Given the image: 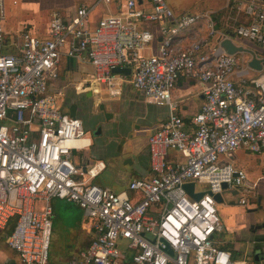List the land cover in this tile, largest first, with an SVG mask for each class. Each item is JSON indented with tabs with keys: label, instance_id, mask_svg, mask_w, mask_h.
Here are the masks:
<instances>
[{
	"label": "built area",
	"instance_id": "1",
	"mask_svg": "<svg viewBox=\"0 0 264 264\" xmlns=\"http://www.w3.org/2000/svg\"><path fill=\"white\" fill-rule=\"evenodd\" d=\"M102 4L114 11L99 12L92 26ZM226 9L228 31H220L214 13H175L167 0H96L70 18L55 10L49 37L26 31L12 53L5 51L0 0V229L14 221L6 241L23 264L49 263L54 198L75 203L91 222V242L66 264H258L234 257L215 238L223 225L214 195L225 183L240 189L247 182L224 156L264 153V70L249 67L246 52L221 45L234 32L264 47V0H227ZM202 24L206 33L197 28ZM62 57L89 61L94 81L110 90L128 77L114 70L129 68L133 88L172 110L148 138L150 177L115 192L92 182L103 161H73L92 140L50 89ZM180 73L204 86L190 127L173 112ZM170 150L184 160H169ZM191 182L199 199L184 187ZM196 184L208 187L197 192Z\"/></svg>",
	"mask_w": 264,
	"mask_h": 264
},
{
	"label": "crops",
	"instance_id": "2",
	"mask_svg": "<svg viewBox=\"0 0 264 264\" xmlns=\"http://www.w3.org/2000/svg\"><path fill=\"white\" fill-rule=\"evenodd\" d=\"M210 1V4L196 13L212 12L215 14L226 10L227 0ZM95 2L96 0H4L5 51L18 53L22 34L26 31L35 37L48 38L51 14L55 10L60 11L65 18H70L82 4L92 5ZM112 8L111 5L104 4L97 7L91 17L92 26L100 17L99 12L108 14L114 11ZM183 12L192 13L191 11L178 13ZM218 27L220 31H228V27L226 30L220 28L219 25ZM197 28L200 33L207 32L204 24ZM235 37L232 38L234 43L240 46L235 42ZM183 41L187 42V39ZM216 41L217 39L213 43ZM257 50L261 53H257L258 56L264 58V47H259ZM93 76L94 68L89 61L62 57L58 79L53 81L50 89L56 94L64 112L69 113L70 106L76 103L78 106L76 116L83 120L88 133H95L91 138L90 148L94 146V143L96 144L97 147L93 148L97 151L98 159L96 161L88 159L85 162L81 155L80 161L74 162L78 166L89 167L97 161H103L105 168L93 178L92 182L111 191L120 192L127 189L131 180L148 178L152 175L148 138L168 118L172 110L167 105L159 106L146 99L133 88L129 75L121 86L113 90L94 81ZM172 96L176 104L173 112L182 116L186 125L190 127L192 118L201 110L204 102L203 84L195 77L180 73ZM101 104L105 105V110L99 108ZM84 151L75 153L80 155L77 152L83 153ZM241 152L244 157L243 163L234 166L246 172L247 182L240 189L229 186L228 189L223 190L224 201L225 199L230 201L228 206L221 210L223 230L220 232V237L216 234L215 238L220 241L221 247L230 250L236 258L239 255L236 251H240L242 243L249 242L248 254H253V247L260 249V259L256 262L264 264V228L253 229V226L264 222V216L257 219L255 215V212H258L257 207L264 212V153L256 154L241 149L238 154ZM179 153L169 151L168 159L184 160L182 153ZM233 158L234 156L231 157ZM104 172H108L107 179L100 178ZM242 198L247 199L246 205L240 203ZM59 200L61 199L52 200V236L48 264H66L73 255L89 245L93 236L91 222L84 216L86 224L82 226V229L84 228L86 232L82 235V240L78 239L79 244L75 247L67 242L56 245V225L58 226L59 222L55 223L53 219L56 207L58 212L62 209L58 205ZM249 202L252 204L249 205ZM77 230L68 226L63 232L72 241ZM7 235L6 229H0V264H23L17 252L8 246Z\"/></svg>",
	"mask_w": 264,
	"mask_h": 264
},
{
	"label": "rangeland",
	"instance_id": "3",
	"mask_svg": "<svg viewBox=\"0 0 264 264\" xmlns=\"http://www.w3.org/2000/svg\"><path fill=\"white\" fill-rule=\"evenodd\" d=\"M168 3L170 4V6L173 8V10L175 12H181V11H191L192 13H196L199 12L201 10V8H205L207 6V4H210L211 1L209 2V0H167ZM216 38L213 39V41H215ZM235 42L240 45L243 46L246 49H251L253 51H256L258 54H261L260 51H258L257 49L259 48L257 45H255L252 42H249L239 36H236L234 38ZM250 55L248 53H246V57H249ZM264 70V69H263ZM96 96V95H95ZM95 133L94 132H87V136H90L91 138L93 137ZM94 148H96V144L94 143ZM90 148L88 150H85L83 153L82 152H77L80 155L76 154L73 156V161L79 162L81 159V155L83 157V161H87L88 159L90 161H96V159H98V156L96 154V149L94 148ZM243 150H247V149H243ZM170 151H175V150H170ZM241 151V150H238ZM237 152H234L233 156L234 158L231 159V157H227L224 156V158H228V161H231L235 166L239 163H243L244 157H242V152L240 154H238ZM248 151V150H247ZM177 153H179L178 151H175ZM180 154V153H179ZM223 156V155H222ZM108 176V172H104L103 174L100 175V178H104L107 179ZM207 185L205 184H196V191L197 192H201L207 189ZM230 200L229 199H225L224 203H218L217 207H218V212L221 218V210L223 209V207H227L228 206V202ZM58 205L60 207H62V209L58 212L57 207H56V212H55V216L53 219V222H59L58 226L56 225V233H57V239H56V245H62L65 242L72 244L74 247L75 245L79 244L78 243V239L82 240V235L86 232V230L83 228L82 226H84L86 224V221L84 219V211L75 203L69 202L67 200H59L57 201ZM41 203V201H37V205L39 206ZM252 203L249 202V205H251ZM239 208H241L240 206H237ZM250 207V206H249ZM249 207H246V209ZM245 208V207H244ZM258 212H255L256 218L260 219L261 217L264 216V212L263 210L260 209V207H257ZM53 218V217H52ZM222 220V218H221ZM81 221L83 223H81ZM54 223V225H55ZM223 223V222H222ZM72 227L75 229H78L76 231V235L74 237V239L71 241L69 239V236H66V234L63 232L65 228L67 227ZM63 232V234H62ZM217 237H220V233L216 235ZM60 238V239H59ZM51 243V242H50ZM122 244H126V241L121 240V249H124V246H122ZM78 247V246H76ZM249 248V242H243L240 251H236L238 255V259H246L248 260L249 263H251L253 260L259 262V257H255L253 256V254H248V249ZM252 250H256V247H253Z\"/></svg>",
	"mask_w": 264,
	"mask_h": 264
},
{
	"label": "water",
	"instance_id": "4",
	"mask_svg": "<svg viewBox=\"0 0 264 264\" xmlns=\"http://www.w3.org/2000/svg\"><path fill=\"white\" fill-rule=\"evenodd\" d=\"M230 34V38H225L221 41V45L227 50V52L234 54L236 52H246L250 55V60L248 61V65L249 67H251L252 69L256 70V71H261L264 68V58H260L257 54V52L251 50V49H246L243 46H237L234 41H233V37H235V33L234 32H229ZM115 72H121L124 74L129 75L130 74V69L129 68H116L114 70ZM99 108L101 110H105V105L101 104L99 106ZM77 110H78V106L76 103L72 104L69 108V113L71 116L76 117L77 115ZM107 117H108V113ZM194 183H187L184 185L185 189L187 190V192L192 195L195 199H199L202 195V193H194ZM229 185L227 183H225L223 185V189H228ZM214 198L216 200L217 203H222L224 201L223 195L222 193H217L214 195ZM260 228H264V222L261 224H258L256 226H253V229H260ZM170 253H172V251H170ZM261 254V250L256 248V250H254L253 252V256L255 257H259V255ZM260 258V257H259Z\"/></svg>",
	"mask_w": 264,
	"mask_h": 264
},
{
	"label": "trees",
	"instance_id": "5",
	"mask_svg": "<svg viewBox=\"0 0 264 264\" xmlns=\"http://www.w3.org/2000/svg\"><path fill=\"white\" fill-rule=\"evenodd\" d=\"M229 14H230L229 9L222 10V11H219V12L214 14L215 19L218 20V25L220 26V28H222V29L225 28V30L227 29L225 19ZM13 228H14V221H12L6 229L8 234L12 231ZM91 240H90V242H91ZM223 248H225V247H223Z\"/></svg>",
	"mask_w": 264,
	"mask_h": 264
}]
</instances>
